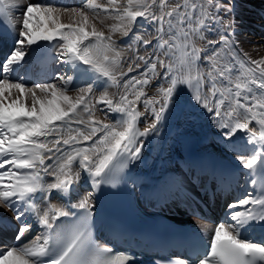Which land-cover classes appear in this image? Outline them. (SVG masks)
<instances>
[{
  "label": "snow or ice",
  "instance_id": "6c2138e0",
  "mask_svg": "<svg viewBox=\"0 0 264 264\" xmlns=\"http://www.w3.org/2000/svg\"><path fill=\"white\" fill-rule=\"evenodd\" d=\"M235 7L234 0H83L77 7L0 0L2 31L13 41L0 63V208L14 213L17 241L42 228L28 243L0 250V264H127L94 239L92 196L140 157L141 138L159 131L185 89L226 139L242 134L233 146L241 139L252 146L235 157L248 175L264 174V56L253 59L232 38ZM42 41H56L75 87L74 75L32 86L26 70L9 76ZM111 114L114 122H105ZM81 173L93 192L70 207L82 211L53 203L54 193L79 194ZM227 209L225 220L201 228L204 251L191 264H264V185Z\"/></svg>",
  "mask_w": 264,
  "mask_h": 264
},
{
  "label": "bare ground",
  "instance_id": "6f19581e",
  "mask_svg": "<svg viewBox=\"0 0 264 264\" xmlns=\"http://www.w3.org/2000/svg\"><path fill=\"white\" fill-rule=\"evenodd\" d=\"M249 1V0H248ZM253 1V0H252ZM257 2V1H256ZM258 5V4H257ZM251 13V12H250ZM250 15V14H249ZM64 18L68 19L67 16H65ZM65 20H63L64 22ZM249 22V21H248ZM239 31V30H238ZM257 38V37H256ZM259 40V39H258ZM259 42V41H258ZM263 43V42H262ZM247 49H250L249 47H247ZM254 56H258L259 53H257L256 51H252ZM52 82H55V80H53ZM111 91V90H110ZM70 95H75V92L73 91H70L69 92ZM207 129V128H206ZM204 129V130H206ZM189 132L192 133V135L195 137H197V133H195V131H191V130H188ZM200 131H202V128L200 129ZM206 132V131H205ZM197 139V138H195ZM193 142V141H192ZM192 142H188L187 144L185 145H181L178 149H175L173 148L166 140H164V138H162L160 136V134L158 132L155 133V145H154V148H155V151H156V155H160V154H164V155H171L173 154L175 151H180V152H186ZM202 148L207 152V153H210V152H214L215 150L219 149V146L218 144L212 142V141H209L208 143H202L201 144ZM237 153L235 152L234 153V156H236ZM7 167V166H6ZM135 170H136V165L135 164H131L130 166V171L132 173V177H136V174H135ZM0 171H3L2 169H0ZM81 182H84L85 183V186H77V189L79 190V194L76 195V194H72L73 195V200L70 198V195L67 196V197H64L63 199H60L59 197L55 198L56 194L54 193V197L52 199V202L53 203H56L58 205H61V206H64L66 210H70L71 211V207L70 205L72 204H75L77 203V201L83 196L85 195L86 193L88 192H93V189L91 188V185H90V182H86L87 181V174L86 173H81ZM191 185L192 186H196L195 183L191 182ZM99 196V190L95 191L94 192V195L92 196V203L94 205V207H96L97 205V198ZM93 207V208H94ZM3 214H8L10 215V211L7 210V209H3L2 211ZM1 214V213H0ZM194 220H198V219H194ZM34 231H38L37 233L34 232ZM34 231L30 232L29 234H26L25 237H22L20 241H17L14 237H15V233L14 231H5L3 236L0 237V250H2L3 247H10L12 245H19L21 243H28V240L29 238L32 236V235H35V234H38L39 232L42 231V228L38 227V226H34ZM5 235H8L11 239V241H7V238L8 237H5ZM6 239V241H5Z\"/></svg>",
  "mask_w": 264,
  "mask_h": 264
},
{
  "label": "rangeland",
  "instance_id": "374dc122",
  "mask_svg": "<svg viewBox=\"0 0 264 264\" xmlns=\"http://www.w3.org/2000/svg\"><path fill=\"white\" fill-rule=\"evenodd\" d=\"M100 2H102V0H100ZM238 2L240 4L239 13L241 15V16H239V19H240L239 20L240 21V28L239 29L240 30L237 31L238 37H239L240 41L242 42L244 50L253 59H257V58H259L261 56H264V36H262L263 34L259 35L257 33H253L252 32V34L254 36L249 34L248 37H246L245 33H246V28L247 27H248L247 29H249V30H252L253 27H254L255 30H258V28L255 26V23H258L260 20H257V15L254 18V16L252 14H254L256 12V11H253V9H256V7H258V6H263L264 5V0H262V1L253 0L252 2H251V0H249V1L248 0H242V2H240V0H238ZM247 7L249 9H247ZM63 20H65L64 22H69V19L63 18ZM238 26H239V24L237 25V27ZM240 32H242V33H240ZM242 35H244V37ZM242 39H244V40L242 41ZM247 47H249L250 49H247ZM253 50L256 51L257 53H259L258 56H254V54L252 52ZM201 128H202V131H203L204 129L208 128V125H206V124H198V125H196L195 127H193L192 129H189V130H191V131H200ZM193 138H194V136H192V133L189 132V135L186 138L183 139V144L182 145H185L188 142H192ZM3 209L4 208H0V210H3ZM34 232L37 233L38 231H34Z\"/></svg>",
  "mask_w": 264,
  "mask_h": 264
}]
</instances>
